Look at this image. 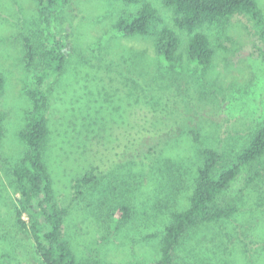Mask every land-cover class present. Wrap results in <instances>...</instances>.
Returning <instances> with one entry per match:
<instances>
[{
  "label": "rangeland",
  "instance_id": "obj_1",
  "mask_svg": "<svg viewBox=\"0 0 264 264\" xmlns=\"http://www.w3.org/2000/svg\"><path fill=\"white\" fill-rule=\"evenodd\" d=\"M143 4L180 38L172 63L156 54L155 37L114 29ZM257 6L264 18V0ZM173 19L161 0H70L53 20L66 61L46 88L45 161L53 206L67 209L61 240L77 261L157 262L171 213L189 206L200 148L231 156L264 121V48L250 18L233 15L223 28L197 30L214 50L205 67L190 61L189 35ZM45 34L35 0H0V264H42L28 230L15 223L18 192L10 166L25 153L18 133L32 108L23 38L41 53ZM92 168L96 182L76 196L74 180ZM229 196L238 197L237 213L187 233L174 264H264V180L244 188L238 178ZM120 205L130 216L115 227L110 211Z\"/></svg>",
  "mask_w": 264,
  "mask_h": 264
},
{
  "label": "trees",
  "instance_id": "obj_2",
  "mask_svg": "<svg viewBox=\"0 0 264 264\" xmlns=\"http://www.w3.org/2000/svg\"><path fill=\"white\" fill-rule=\"evenodd\" d=\"M40 21L45 31L46 48L41 53L23 38V62L31 74L27 96L32 108L26 113V123L18 133L25 145L23 156L10 166L18 197L14 209L15 223L27 229L33 241V250L42 264H98L96 260L77 261L65 242L60 228L67 209H57L52 203V179L46 165L45 154L50 131L46 117V88L63 70L66 61V44L56 39L52 23L57 12L70 0H35ZM134 4L138 0H120ZM172 10L174 26L189 35L187 55L190 61L205 67L210 63L214 50L208 37L198 29L204 26H227L233 15L248 16L264 48V18L257 0H161ZM163 20L150 4H143L132 16L122 15L114 29L126 37L153 36L157 55L172 63L179 48L180 38L168 27H160ZM264 61V52L260 53ZM2 85L0 83V97ZM5 114L0 110V141L4 136ZM89 133L87 137L89 138ZM192 139L200 144V136L191 132ZM202 165L197 169L189 206L183 211L172 212L170 223L164 229L160 259L154 264H174L173 252L182 238L194 229L229 219L238 211V197L229 196L232 185L243 178V187H252L264 180V121L255 125L245 145L231 156L210 148L201 147ZM95 169L86 171L73 182L76 196L96 182ZM115 227L127 220L130 209L120 205L110 211Z\"/></svg>",
  "mask_w": 264,
  "mask_h": 264
}]
</instances>
